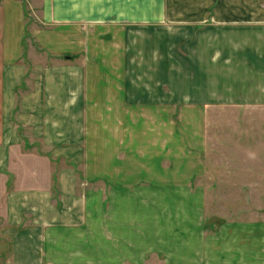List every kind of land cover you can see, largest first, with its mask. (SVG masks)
<instances>
[{
    "label": "crops",
    "instance_id": "1",
    "mask_svg": "<svg viewBox=\"0 0 264 264\" xmlns=\"http://www.w3.org/2000/svg\"><path fill=\"white\" fill-rule=\"evenodd\" d=\"M30 16L46 27L35 26L32 39H68L71 46L58 41L54 47L45 45L47 51L38 58L48 63L35 67L24 87L28 68L18 59ZM175 26L193 39H167L162 52L153 42L133 56L124 48L129 28ZM98 28L122 49L118 61L106 54L99 63L102 76H118V83L88 82L87 67L95 62L89 41ZM208 34L213 38L202 39ZM0 45V115L8 123L20 100L26 123L39 132L50 130L37 138L48 141L56 155L84 141L83 127L74 135L63 134L61 116L100 97L103 106L111 100L127 106L121 77L128 75L151 77V91L158 92L159 68L165 64L164 75H174L180 52L183 107L264 108V0H0ZM134 80L142 97L144 80ZM95 90L102 93L98 99ZM192 122L202 134L207 129L202 117ZM76 124L83 122L78 119ZM1 138L5 154L13 143L20 145L17 136ZM60 171V206L52 204L48 190L9 192L8 210L0 212L2 264H264V254L255 260L249 244L264 247V223L227 221L218 234L210 232L206 192L192 189L188 181L129 185L109 179L108 187H88L82 196L75 167ZM67 204L83 209L72 211Z\"/></svg>",
    "mask_w": 264,
    "mask_h": 264
},
{
    "label": "rangeland",
    "instance_id": "2",
    "mask_svg": "<svg viewBox=\"0 0 264 264\" xmlns=\"http://www.w3.org/2000/svg\"><path fill=\"white\" fill-rule=\"evenodd\" d=\"M40 25L30 16L22 43L23 55L18 59L28 68L24 87L29 85L34 68L48 63V60L38 58L40 53L47 51L45 45L54 47L58 41L59 45L71 46L68 39L67 43L65 39L63 43L60 39H43V43L32 39L31 30L35 26L46 28ZM206 38L213 37L203 35L202 39ZM123 39L126 52L133 56L143 48H150L153 42L160 44L162 52L169 44L167 39L193 38L182 26H175L171 29L129 28ZM109 40L98 28L95 39L89 41L95 62L88 65L90 75L87 78L88 82L97 86L103 85L104 79L112 83L120 80L118 76L104 77L101 74L100 59L111 54L118 61V54L122 51L119 45L113 44L117 41ZM178 54L180 59L175 67L179 68L174 69V75H164L168 72L165 64L159 68L163 74L159 76L158 92L151 91V77L128 75L121 77L127 86V106L118 100H111L107 102L108 106H103L104 101L100 97L99 101L85 100L89 106L75 107L61 116L63 134L74 135L83 127L84 141L80 145L58 150L60 155L55 154L48 141L37 138L44 133L49 135V129L39 132L35 125L26 123L27 117L23 116L25 112L20 100L13 108L8 123L0 115V142L4 136H17L16 142L20 141V145L13 143L15 146L7 149L8 154L2 147L0 149V212L8 210L9 192H16L17 189H25L26 192L48 190L52 192V204L60 206V170L74 166L82 196H85L88 187H108L111 185L109 179L121 180L129 185L188 181L192 189L202 188L206 192V229L210 232L218 234L227 221L263 224L264 108L183 107L181 52ZM134 79L144 80L142 97ZM111 85L113 90L118 91V85ZM20 87L16 90L18 96H21ZM101 94L96 90L93 93L97 99ZM199 117L207 120V129L203 134L199 125L192 122ZM78 119L83 122L82 125L76 124ZM40 133L42 135L38 136ZM165 144L168 147H164ZM200 151L206 154L198 155ZM120 164L122 168L118 167ZM30 195L35 196V193ZM13 206L14 210H18V205ZM70 207L77 212L83 209L78 204L68 205ZM3 222L0 220V225ZM249 244L254 250L252 256L258 260V255L264 254V247L258 243ZM147 264L159 263L150 260Z\"/></svg>",
    "mask_w": 264,
    "mask_h": 264
}]
</instances>
